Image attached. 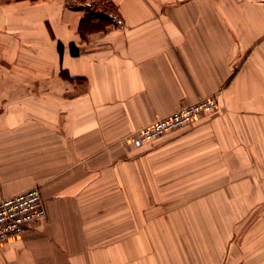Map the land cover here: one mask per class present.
Listing matches in <instances>:
<instances>
[{
	"label": "crops",
	"instance_id": "crops-1",
	"mask_svg": "<svg viewBox=\"0 0 264 264\" xmlns=\"http://www.w3.org/2000/svg\"><path fill=\"white\" fill-rule=\"evenodd\" d=\"M75 1L0 0V158L32 161L0 164V198L38 186L46 208L0 242V264L112 262L136 216L172 204L178 223L196 222L183 208H220L224 225L260 209L223 255L264 264V0H108L89 15ZM211 95L193 123L126 143Z\"/></svg>",
	"mask_w": 264,
	"mask_h": 264
},
{
	"label": "rangeland",
	"instance_id": "rangeland-1",
	"mask_svg": "<svg viewBox=\"0 0 264 264\" xmlns=\"http://www.w3.org/2000/svg\"><path fill=\"white\" fill-rule=\"evenodd\" d=\"M107 1L101 0L98 4L95 0H77L71 4L84 10L85 14L89 15L94 12V9L98 11L100 9L105 12L107 10ZM78 3L83 6L81 4L78 5ZM9 152L13 153V151ZM9 152L3 153L0 158V164L7 167V171H9L11 166L17 165L18 167L21 163H24L25 168L27 167L28 170L31 168V160L22 161L19 158L15 160L13 156L18 155V153L10 155ZM187 203L190 202L188 201ZM149 210L157 213V215L152 216L155 217L153 220L155 222L152 221L151 217L149 222L146 217L144 222H140L139 217L136 216L135 224H128L129 233L127 235H129V239L120 238L117 241H111L110 243L117 244V255L112 262L104 260V263L224 264L229 260L228 255H223V248L227 247V245L223 244L226 240L224 238L227 236L234 238L240 235L241 232L247 231L253 225L254 219H260L262 215L260 209L253 208L247 212L244 218H241L243 220L240 223L224 225L217 222V219L222 218L218 216L221 214L220 208H183L189 213L184 215V218L191 220L190 213L192 212L193 219L196 222L178 223L175 221L173 204L166 209L151 208ZM214 220L215 222L212 223ZM131 231L134 238H130ZM228 245L230 246L229 241Z\"/></svg>",
	"mask_w": 264,
	"mask_h": 264
},
{
	"label": "built area",
	"instance_id": "built-area-1",
	"mask_svg": "<svg viewBox=\"0 0 264 264\" xmlns=\"http://www.w3.org/2000/svg\"><path fill=\"white\" fill-rule=\"evenodd\" d=\"M218 101L214 95L184 105L171 113L158 117L138 128L125 140L133 147L153 141L165 133L196 121L200 116L216 110ZM46 214L44 199L38 186L0 198V242L22 234Z\"/></svg>",
	"mask_w": 264,
	"mask_h": 264
},
{
	"label": "trees",
	"instance_id": "trees-1",
	"mask_svg": "<svg viewBox=\"0 0 264 264\" xmlns=\"http://www.w3.org/2000/svg\"><path fill=\"white\" fill-rule=\"evenodd\" d=\"M70 48H71L72 54H76L77 53V48L73 44L70 45ZM58 50H59V52L61 54L62 53V44L61 43L58 44Z\"/></svg>",
	"mask_w": 264,
	"mask_h": 264
}]
</instances>
